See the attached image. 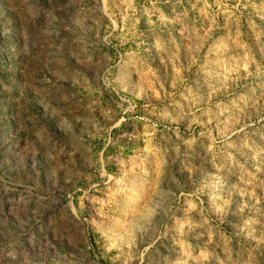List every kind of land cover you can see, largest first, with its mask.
Returning <instances> with one entry per match:
<instances>
[{
    "label": "rangeland",
    "instance_id": "rangeland-1",
    "mask_svg": "<svg viewBox=\"0 0 264 264\" xmlns=\"http://www.w3.org/2000/svg\"><path fill=\"white\" fill-rule=\"evenodd\" d=\"M0 264H264V0H0Z\"/></svg>",
    "mask_w": 264,
    "mask_h": 264
}]
</instances>
